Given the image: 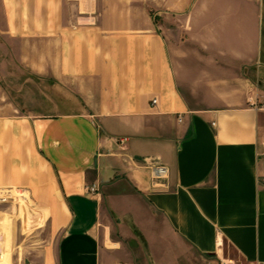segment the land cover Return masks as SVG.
Listing matches in <instances>:
<instances>
[{"label":"crops","instance_id":"0c3cea01","mask_svg":"<svg viewBox=\"0 0 264 264\" xmlns=\"http://www.w3.org/2000/svg\"><path fill=\"white\" fill-rule=\"evenodd\" d=\"M1 53L34 264L264 263V0H0Z\"/></svg>","mask_w":264,"mask_h":264},{"label":"rangeland","instance_id":"374dc122","mask_svg":"<svg viewBox=\"0 0 264 264\" xmlns=\"http://www.w3.org/2000/svg\"><path fill=\"white\" fill-rule=\"evenodd\" d=\"M0 57L4 61L9 60V56L4 53H1ZM7 201L6 204L0 202V264H34L33 253L39 247L38 240L41 236L40 230L36 227L42 219L31 212L32 205L23 203L22 198H10ZM4 217L8 218L9 222L3 225ZM35 218L38 219L34 221ZM226 257L239 264L235 253L229 249Z\"/></svg>","mask_w":264,"mask_h":264},{"label":"built area","instance_id":"2783aa9c","mask_svg":"<svg viewBox=\"0 0 264 264\" xmlns=\"http://www.w3.org/2000/svg\"><path fill=\"white\" fill-rule=\"evenodd\" d=\"M157 100L153 101V104H156ZM251 106L256 111H263L264 112V103H251ZM169 169L164 166L154 167L152 172V180L155 181L157 179H166L169 176ZM259 184L264 187V177L259 179ZM94 192V190H92ZM7 201L6 198H0L1 203H5ZM218 246L221 248L222 243H218ZM205 264H237L231 258H228L224 255L216 253L215 255L206 259ZM257 264H264V263H257Z\"/></svg>","mask_w":264,"mask_h":264},{"label":"bare ground","instance_id":"6f19581e","mask_svg":"<svg viewBox=\"0 0 264 264\" xmlns=\"http://www.w3.org/2000/svg\"><path fill=\"white\" fill-rule=\"evenodd\" d=\"M27 201H25L24 203H26ZM27 206V205H26ZM4 215V214H3ZM5 218V217H4ZM10 219V218H9ZM9 221H8V218H5L4 220H2V224L4 225V224H7ZM11 224V223H10ZM2 225V226H3ZM6 227V226H5ZM10 227V226H9ZM8 229V228H7ZM4 230V229H3ZM6 230V229H5ZM6 231H8V230H6ZM5 232V231H4Z\"/></svg>","mask_w":264,"mask_h":264}]
</instances>
